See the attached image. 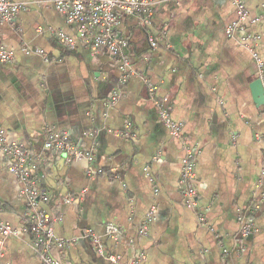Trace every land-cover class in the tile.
<instances>
[{"label": "crops", "instance_id": "1", "mask_svg": "<svg viewBox=\"0 0 264 264\" xmlns=\"http://www.w3.org/2000/svg\"><path fill=\"white\" fill-rule=\"evenodd\" d=\"M15 1L25 9L14 24L0 20V42L14 53L11 63L0 62V129L9 142L39 149L52 127L93 155L67 163L56 152L47 154L42 173L49 198L42 208L61 213L54 233L66 241L52 256L62 264H110L97 252L87 234L92 232L104 254L122 263L144 252V264H264V102L255 95L250 51L264 57V0H244L247 20L231 36L225 30L236 18L232 0H162L147 25L125 17L119 34L129 41L135 73L114 103L117 62L59 42L53 31L74 30L50 0ZM162 96L197 149L196 209L183 203L184 152L158 116L154 100ZM127 123L132 134L119 135ZM7 166L0 152V226L17 231L0 233V264H39L22 231L27 203ZM113 168L118 178H110ZM254 203L259 208L252 212ZM197 210L212 230L198 221ZM251 213L252 231L241 236L243 218ZM108 222L120 228L118 237L105 235Z\"/></svg>", "mask_w": 264, "mask_h": 264}, {"label": "built area", "instance_id": "2", "mask_svg": "<svg viewBox=\"0 0 264 264\" xmlns=\"http://www.w3.org/2000/svg\"><path fill=\"white\" fill-rule=\"evenodd\" d=\"M162 0H50L57 13L63 17L65 22L74 30V35H68L61 30L53 31L59 42L70 49L78 44L87 48L92 55L99 56L107 53L116 62L118 66V77L116 79V88L110 97L111 103L116 102L122 95V85H124L133 75V62L126 50L129 47V41L119 34L122 21L127 16H136L140 21L147 25L151 23L155 13V4ZM235 7L236 18L230 22L225 30L226 35L231 36L236 30L243 29L247 20V9L244 0H232ZM25 9V3L15 0H0V20L14 24L17 15ZM43 29L38 27L37 31ZM149 45L153 49L156 42L148 37ZM43 54L41 49L35 50ZM255 63V73L260 81L264 93V57L260 55L253 47H250ZM14 59V53L7 49L0 42V62L9 64ZM150 95L153 96V89ZM159 118L169 129L171 135L179 139L183 148V156L179 162V184L183 203L196 209L198 204V195L194 187L195 178V158L197 149L183 137L181 125L171 118V104L167 96H162L154 100ZM121 136H130L132 134L130 123H127L123 130L118 132ZM55 150L65 159L67 163L76 159H86L91 161L92 153L82 150L79 146L72 143L69 137L61 131L48 127L45 131V138L39 149H34L24 142H9L5 131L0 129V152L5 156L8 163V170L18 179L20 183V194L27 203V211L23 217L22 231L28 233L35 250V257L39 264H62L55 259L51 251L53 248L64 246L66 241L59 238L54 233V224L60 220L61 213L51 214L42 205L48 201L49 194L43 185L44 175L41 172V165L46 160V154ZM98 170V174L101 173ZM264 176V163L260 169ZM110 178H118L120 171L117 168L111 169ZM153 182L154 179L151 177ZM157 192V188L154 189ZM253 189L251 194H255ZM83 194V192L81 193ZM71 197L65 201H70ZM259 208V203H254L250 209L252 212ZM197 219L207 225L209 230L211 226L205 220L203 211L197 210ZM151 220V210L147 214V220L139 228V233L145 234L147 223ZM254 214L243 218L240 226L241 236H246L252 231ZM105 235L116 238L121 234L120 228L113 223H106ZM0 233L3 237L16 235L9 224L3 223L0 226ZM91 238L97 252L105 257L110 264H144L145 253L139 252L129 262L122 263L121 258L115 254H104V245L100 238L92 232L87 233ZM9 264V263H7Z\"/></svg>", "mask_w": 264, "mask_h": 264}, {"label": "water", "instance_id": "3", "mask_svg": "<svg viewBox=\"0 0 264 264\" xmlns=\"http://www.w3.org/2000/svg\"><path fill=\"white\" fill-rule=\"evenodd\" d=\"M254 87H255L256 98L264 102V93H263V89H262V86L259 80L255 81Z\"/></svg>", "mask_w": 264, "mask_h": 264}, {"label": "trees", "instance_id": "4", "mask_svg": "<svg viewBox=\"0 0 264 264\" xmlns=\"http://www.w3.org/2000/svg\"><path fill=\"white\" fill-rule=\"evenodd\" d=\"M51 152H56V153H58L57 151H55V150H51V151H49L48 153H51ZM47 153V154H48ZM47 154H46V160H45V162L41 165V167H40V169H41V172H42V168L43 167H45L46 166V164H47Z\"/></svg>", "mask_w": 264, "mask_h": 264}]
</instances>
